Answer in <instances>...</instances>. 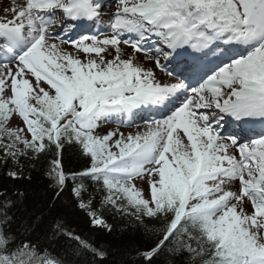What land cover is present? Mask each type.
Masks as SVG:
<instances>
[{"label": "snow or ice", "instance_id": "snow-or-ice-1", "mask_svg": "<svg viewBox=\"0 0 264 264\" xmlns=\"http://www.w3.org/2000/svg\"><path fill=\"white\" fill-rule=\"evenodd\" d=\"M17 3L0 21V151L44 154L50 210L70 187L111 232L91 185L143 229L135 264H264V0ZM66 146L82 171L65 172ZM0 197V264H106L62 215L12 233Z\"/></svg>", "mask_w": 264, "mask_h": 264}, {"label": "trees", "instance_id": "trees-1", "mask_svg": "<svg viewBox=\"0 0 264 264\" xmlns=\"http://www.w3.org/2000/svg\"><path fill=\"white\" fill-rule=\"evenodd\" d=\"M86 159L76 146H66L62 156L65 172L82 171L86 166ZM48 163V159L41 154L35 160L21 157L19 165H16L11 160L5 161L3 152L0 151V193H5L15 202L8 209L12 217L10 231L17 234L31 229V235H42L52 218L62 215L70 228L105 248L109 254L106 264H135L134 249L142 246L143 229L140 225L131 217L116 213L109 206L102 208L103 193L91 185L89 192L93 196V205L98 214L111 225V232L91 226L88 216L76 207L70 187L61 193V197L56 200V207L50 210L49 201L53 199L55 189L50 186L51 182L46 175ZM10 170L20 171L21 179L13 180L9 177L7 173ZM14 192H22L23 198L18 199L13 195ZM84 196L87 199L88 193ZM36 216H42V221L34 224ZM176 260L179 261V258Z\"/></svg>", "mask_w": 264, "mask_h": 264}, {"label": "rangeland", "instance_id": "rangeland-1", "mask_svg": "<svg viewBox=\"0 0 264 264\" xmlns=\"http://www.w3.org/2000/svg\"><path fill=\"white\" fill-rule=\"evenodd\" d=\"M19 4H10L7 3L6 5H0V21L11 19L13 13L10 11L13 7H18ZM21 121L18 117H14L11 121H9V127H20ZM115 125H104L102 130H111ZM125 130L126 129H122Z\"/></svg>", "mask_w": 264, "mask_h": 264}, {"label": "bare ground", "instance_id": "bare-ground-1", "mask_svg": "<svg viewBox=\"0 0 264 264\" xmlns=\"http://www.w3.org/2000/svg\"><path fill=\"white\" fill-rule=\"evenodd\" d=\"M6 4H7L6 1H4V0H0V5H6Z\"/></svg>", "mask_w": 264, "mask_h": 264}]
</instances>
